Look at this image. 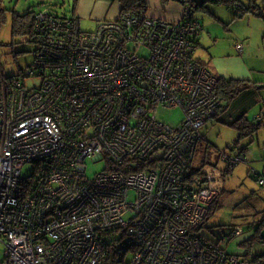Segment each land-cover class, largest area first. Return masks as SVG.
<instances>
[{
  "label": "built area",
  "instance_id": "built-area-1",
  "mask_svg": "<svg viewBox=\"0 0 264 264\" xmlns=\"http://www.w3.org/2000/svg\"><path fill=\"white\" fill-rule=\"evenodd\" d=\"M181 6L169 21L137 2L92 31L40 12L33 62L6 76L0 60V264H260L200 231L246 159L234 142L196 163L222 103L194 59L202 25ZM159 108H180L181 122ZM90 162L104 166L89 176Z\"/></svg>",
  "mask_w": 264,
  "mask_h": 264
},
{
  "label": "rangeland",
  "instance_id": "rangeland-1",
  "mask_svg": "<svg viewBox=\"0 0 264 264\" xmlns=\"http://www.w3.org/2000/svg\"><path fill=\"white\" fill-rule=\"evenodd\" d=\"M41 1H4L7 12L5 20L0 27V60L6 76L18 74L20 70L30 65L34 59V46L32 44L24 43L23 37H11L12 15L14 13L22 15L27 12L37 11L39 8H42V6H38L37 4ZM48 2L60 5L62 0H48ZM158 2L161 5H165L166 3L163 0H158ZM168 2H173V0H169ZM212 7L217 8L220 12H224L226 17H231L232 15L231 9L225 4L219 6L213 5ZM60 11L61 9L58 10V12ZM71 11V0H66L62 14L66 15L68 13L67 15H69ZM200 16L204 19L207 16L209 17L207 13L198 11L197 17L201 19ZM79 25L83 31H92L94 29V26L85 20H80ZM208 29L219 38L228 35L221 24L220 27L212 25ZM217 50H219V47H217ZM205 53V49L198 48L194 53V59L198 61L199 58L205 60ZM255 112L257 113V110ZM253 115L255 116L256 114L251 113L249 117L253 118ZM158 116L164 123L174 127L181 122L183 112L180 108H159ZM212 121L206 124L207 129L205 127L203 129L206 139L197 148L196 163L200 162L203 154L207 155L209 160H213L218 149H226L237 138V132L234 128L218 123L212 124ZM206 143L210 146H206ZM244 144H247V142L246 139L242 138L239 145ZM247 147L246 161L238 163L234 167L232 174L227 176L225 192L221 196L215 211L206 220L200 231L203 236L210 239L211 242L217 243L221 248L226 249L229 254L246 255L251 259L254 256L264 254V238L259 241L254 240L249 249L245 246V242L255 234L259 220L261 217H264V188H261L253 178L255 173L264 174V152H262V145L258 146L256 142L248 144ZM205 150L207 151L206 153H204ZM103 166L102 162L95 164L90 162L88 164V175L93 176ZM32 170V165H25L22 168L21 174L23 177H26L32 173ZM233 229L241 230L243 232L242 235L231 241L221 240L223 236L229 235ZM261 232L264 237V225L261 227ZM3 251L4 248L0 244V260L3 258Z\"/></svg>",
  "mask_w": 264,
  "mask_h": 264
},
{
  "label": "crops",
  "instance_id": "crops-1",
  "mask_svg": "<svg viewBox=\"0 0 264 264\" xmlns=\"http://www.w3.org/2000/svg\"><path fill=\"white\" fill-rule=\"evenodd\" d=\"M163 1L166 2L165 5H161L158 0H140V3L143 4L148 16L179 21L182 18L181 2L179 0H173V2ZM188 1L192 3L189 4L192 7L195 5L193 7L194 17L202 25V32L196 40L195 52L198 48H203L206 53L205 60L199 58V61L205 64L217 79L221 77L226 81L235 80L240 82V84H236L240 91L228 103L229 105L224 100V105L222 103L217 116L212 119V124L218 123L233 128L231 124L240 118L253 121L256 116L263 115V125L253 135L254 137L246 139L247 144L243 146L256 142L258 146L262 145V152H264V4L259 5L262 9V15L247 13L241 17L233 15L226 17L224 12L212 7L213 5L219 6L222 4L213 3L210 0ZM236 2V5H240V3L247 4L248 0H236ZM258 3L260 2L258 1ZM208 4L210 7H208ZM198 11L207 13L209 17L207 16L204 19L200 16L201 19L198 18ZM120 12L119 0H78L74 14L79 22L80 20L88 21L95 28L102 20L115 19ZM220 24L223 25L224 31L228 33V35L221 38L216 37L208 29L212 25L220 27ZM237 44L242 46L240 53L236 51L235 46ZM217 47H219V50H217ZM255 110H257V113ZM251 113L256 115L250 118ZM203 136V140L206 139L205 134ZM206 146L209 147L210 145L206 143ZM228 147L223 150L218 149V152L226 151ZM247 150L244 155L245 159L247 158ZM217 153L213 160L216 159ZM260 237L264 238L261 231ZM241 256L249 259L246 255Z\"/></svg>",
  "mask_w": 264,
  "mask_h": 264
},
{
  "label": "trees",
  "instance_id": "trees-1",
  "mask_svg": "<svg viewBox=\"0 0 264 264\" xmlns=\"http://www.w3.org/2000/svg\"><path fill=\"white\" fill-rule=\"evenodd\" d=\"M4 1L5 0H0V27L5 20V15L7 12V10L4 6ZM210 1L213 3L225 4L228 8L231 9L232 15L235 17H241L242 15H245L247 13H252L255 15H262V12H261L262 9H260L259 5H261L262 3L264 4V0H258L260 3H258L257 0H248L247 4L240 3V5H236V3H237L236 0H210ZM77 2H78V0H71L72 11L70 12L69 15H67L68 13L66 15L62 14V9L66 4V0H62V3L60 5H58L57 3L51 4L50 2H48V0H42L41 2L37 3L38 6H42V8H39V10H37V11L27 12V13L22 14V15H18V14L14 13L12 15V20H11V37L12 38H14L15 36L23 37V39H27L26 43L32 44L31 39H33L37 34V31L34 27L36 14H38L40 12H45L48 16H50V18L57 19V21H62V20H65L66 18L77 19L75 17V14H74ZM137 2H140V0H119V3L121 5V12L132 9L136 5ZM179 2L184 3V4H187V3L190 4L191 3L188 0H179ZM194 6L195 5H193V7ZM59 9H61L60 12H58ZM236 84H240V82L235 81V80L226 81L221 77L218 78V91H217V93H218L219 98L221 100V103H223V105H224V100L226 101L225 103L227 105H229L228 103H230L232 98L235 95H237V93L240 91V89L236 86ZM223 97H224V99H223ZM221 107H222V104L220 106V109H221ZM219 110H218V112H219ZM262 125H263V120H261V121H255V120L248 121V120L243 119V118H240L231 124V126L237 132V138H236L235 142H236V149L238 150L239 154L245 155L246 150H247L246 149L247 146L239 145L240 140L242 138L251 139V137H254L253 135H255L259 131V129L261 128ZM229 149H232V147L229 146L228 150ZM204 157H207V159H208L207 155H204ZM204 159L205 158L202 159V162H201L202 164L200 163L201 165H204L206 163L212 164L211 160L208 159V161H205ZM232 169H233V167L228 168V170L225 174V180H226L227 176L231 173ZM259 174L260 173H256L253 175V178L256 180V182H257V176H259ZM259 186L264 187V185H259ZM224 192H225V186H224V189H223L222 194L220 195L218 201L215 202V204L212 206L209 217L215 211V209H216V207L220 201V198ZM263 225H264V217H261V219L259 220V222L257 224L255 234L249 240H247L245 242V246H247L248 249L250 248V246L254 240L259 241L260 239H262L260 237V231H261V227ZM202 228H203V226L201 227V229ZM234 230L235 229H233L232 231H234ZM227 236H223L221 238V240H225L223 238H227ZM250 260H252L253 262H256V263L264 264V254L254 256Z\"/></svg>",
  "mask_w": 264,
  "mask_h": 264
}]
</instances>
